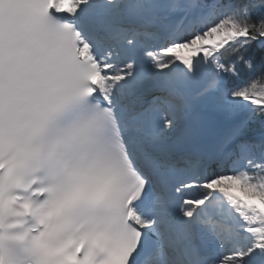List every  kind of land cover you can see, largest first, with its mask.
I'll return each mask as SVG.
<instances>
[{"label": "snow or ice", "instance_id": "6c2138e0", "mask_svg": "<svg viewBox=\"0 0 264 264\" xmlns=\"http://www.w3.org/2000/svg\"><path fill=\"white\" fill-rule=\"evenodd\" d=\"M0 264H264V0H0Z\"/></svg>", "mask_w": 264, "mask_h": 264}]
</instances>
